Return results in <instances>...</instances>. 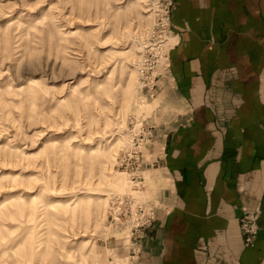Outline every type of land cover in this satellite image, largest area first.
<instances>
[{
	"label": "rangeland",
	"instance_id": "obj_1",
	"mask_svg": "<svg viewBox=\"0 0 264 264\" xmlns=\"http://www.w3.org/2000/svg\"><path fill=\"white\" fill-rule=\"evenodd\" d=\"M168 15L171 0H0V264H131L138 247L140 263Z\"/></svg>",
	"mask_w": 264,
	"mask_h": 264
},
{
	"label": "crops",
	"instance_id": "obj_2",
	"mask_svg": "<svg viewBox=\"0 0 264 264\" xmlns=\"http://www.w3.org/2000/svg\"><path fill=\"white\" fill-rule=\"evenodd\" d=\"M165 168L139 264H264V0H171ZM245 214L258 233L246 244Z\"/></svg>",
	"mask_w": 264,
	"mask_h": 264
},
{
	"label": "built area",
	"instance_id": "obj_3",
	"mask_svg": "<svg viewBox=\"0 0 264 264\" xmlns=\"http://www.w3.org/2000/svg\"><path fill=\"white\" fill-rule=\"evenodd\" d=\"M166 24H167V31L171 30V21H170V16L168 15L166 18ZM151 135V134H150ZM143 203V202H141ZM142 209L145 208V210H143L142 212L147 214V218L145 221H147V223L149 225H151L153 219L155 218V206L149 202H145V204H142ZM146 222H143V224L145 225ZM241 228L242 231L244 233L245 236V242L246 244L251 243L254 241V238L256 237L257 233H258V226H257V217L254 214H245L244 217L241 220ZM138 246V243H137ZM140 251L141 249L138 247L136 249V253L134 256H132V262L131 264H139V256H140ZM129 257V256H128ZM130 260V258H129Z\"/></svg>",
	"mask_w": 264,
	"mask_h": 264
}]
</instances>
